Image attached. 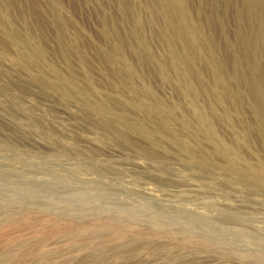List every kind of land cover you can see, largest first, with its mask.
<instances>
[{
  "label": "rangeland",
  "instance_id": "obj_1",
  "mask_svg": "<svg viewBox=\"0 0 264 264\" xmlns=\"http://www.w3.org/2000/svg\"><path fill=\"white\" fill-rule=\"evenodd\" d=\"M243 4L0 0V264H264Z\"/></svg>",
  "mask_w": 264,
  "mask_h": 264
},
{
  "label": "bare ground",
  "instance_id": "obj_2",
  "mask_svg": "<svg viewBox=\"0 0 264 264\" xmlns=\"http://www.w3.org/2000/svg\"><path fill=\"white\" fill-rule=\"evenodd\" d=\"M245 4V9H246V14L245 16H249L250 19L253 21L255 19L261 20L263 21L264 18V0H243ZM244 13V12H243ZM182 17V15H181ZM263 17V18H262ZM244 18V17H243ZM245 19V18H244ZM257 24V23H256ZM260 27L262 29H264V26L262 24H260ZM252 28V27H251ZM260 29V28H259ZM263 31H261L262 33ZM260 33V32H259ZM190 37L191 39L194 38L193 33H190ZM249 41V40H248ZM245 43V42H244ZM257 51V50H256ZM253 54V53H252ZM256 55V54H255ZM251 59V57L249 58ZM252 60V59H251ZM256 60V59H255ZM250 61V60H249ZM248 61V62H249ZM250 63V62H249ZM264 69V68H263ZM253 73V72H252ZM254 74V73H253ZM219 75V74H218ZM216 73V76H218ZM219 77V76H218ZM252 79V78H251ZM260 82V81H259ZM263 83V82H261ZM260 83V84H261ZM255 87V90L257 91V93L259 94V96H262L261 94L263 93V89L262 87L258 84V83H254L253 85ZM264 131V130H263ZM262 136L264 137V132L262 133Z\"/></svg>",
  "mask_w": 264,
  "mask_h": 264
}]
</instances>
